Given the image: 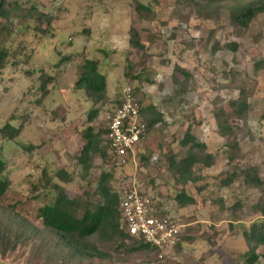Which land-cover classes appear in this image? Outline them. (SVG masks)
<instances>
[{"label":"rangeland","instance_id":"374dc122","mask_svg":"<svg viewBox=\"0 0 264 264\" xmlns=\"http://www.w3.org/2000/svg\"><path fill=\"white\" fill-rule=\"evenodd\" d=\"M8 1L20 6L21 15L34 7L53 23L29 65L0 71V129L7 123L23 127L14 141L0 134L4 178L11 184L4 203L16 206L40 229L11 258L0 256V264H64L66 254L55 249L54 238L36 220L37 210L53 202L55 184L72 199L95 200L100 176L112 166L98 157L86 175L78 162L83 134L90 127L101 128L127 88H138L145 106H156L164 122L139 146L149 161L141 162L136 151V163L116 170L114 189L123 195L136 189L153 197L183 226L181 246L162 258L119 255L116 248L104 246L110 259L68 264H244L249 247L242 231L262 221L255 206L264 204V191L247 188L242 180L227 188L222 182L238 169L254 166L264 179V68L256 66L264 61V15L242 31L229 21L232 2L223 4L218 23L202 26L196 7L183 0ZM17 21L19 26L28 23L24 16ZM131 29L140 33L143 50L130 44ZM87 59L96 61L107 79L106 99L99 104L77 88ZM42 73L54 79L43 99ZM242 91L250 110L245 120H233L238 129L229 145L219 134L215 115L222 107L230 114L229 102ZM93 110L99 114L90 123ZM187 132L207 145L215 165L197 168L199 182L183 187L169 170V160L186 153L181 142ZM230 155H235L233 161ZM58 170L67 172L69 183L56 177ZM183 189L196 199L195 205H179L176 196ZM237 203L242 210H234Z\"/></svg>","mask_w":264,"mask_h":264},{"label":"trees","instance_id":"16d2710c","mask_svg":"<svg viewBox=\"0 0 264 264\" xmlns=\"http://www.w3.org/2000/svg\"><path fill=\"white\" fill-rule=\"evenodd\" d=\"M183 1L196 7L198 22L202 26H207L211 22L218 23L223 4L228 2L233 3L230 7L229 21L233 27L239 30L247 31L260 15H264V0L247 2L242 0ZM148 11L150 10L148 9ZM21 12L23 11L20 6L10 4L8 0H0V71L10 66L29 65L42 40L51 34L53 23L51 17L38 12L34 7L26 10L24 15H21ZM23 16L28 20V23L19 26L17 20ZM130 35V44L135 49L143 50L145 46L140 33L136 29H131ZM228 47L237 51V46L234 44H230ZM256 66L258 69L264 68V61L258 62ZM181 72L188 76V72L185 70H181ZM40 82L43 99L49 95L48 87L54 82V79L42 73ZM77 88L84 91L87 98L95 104L106 99L107 79L100 72L96 61L86 60ZM133 91L140 101L142 119L149 134L151 130L163 124V114L154 105L145 106L143 100L140 99L141 92L138 88ZM120 105L121 101L118 102L117 108ZM229 107L232 116L222 107L216 113L215 118L219 134L229 140V145H231V139L235 137L238 129L236 124L232 123L233 120H245L250 110L246 93L242 91L236 99L229 102ZM98 114V110L91 112L90 123L98 118ZM114 114L115 111L107 116L99 130L96 131L95 128L90 127L83 134L85 145L78 157V162L86 175L91 171L96 158L99 157L107 164L110 163L107 136L110 119ZM22 129V126L14 128L10 123H7L0 129V134L4 139L14 141L21 136ZM145 140L146 138L143 139V142ZM181 145L186 149V153L180 158L172 157L169 160V170L179 185L187 187L199 182L197 168H212L215 165V158L208 152L207 145L199 142L191 132H187ZM232 146L236 155L238 145L234 142ZM138 149L139 147L137 151L140 161H149ZM234 156L230 155L231 161L234 160ZM111 166L112 171L105 172L100 176L94 192L95 200L91 198L72 199L67 194L65 187L55 184L53 202L37 210L36 220L40 221L44 230L54 238L57 246L55 249L66 254L64 264H68L70 261L80 263H92L95 260L106 261L111 257L104 250V246L116 248V254L123 253L128 256L141 254L148 257H159L160 255L157 248L126 232L119 208L123 194L114 189L113 183L117 169L113 165ZM5 172L6 163L0 152V256L3 259H8L15 251L27 245L40 234V229L31 222L28 216L17 212L16 206L4 203V199L11 189L9 180L4 178ZM56 177L63 183H69L71 180L65 170H58ZM51 180H46V188L50 185ZM239 180H242L247 188L264 191V179L256 166L238 169L222 182V186L231 187ZM150 200L158 214L167 216L153 197ZM176 200L182 208L197 203L196 199L184 189L177 194ZM255 209L262 213L263 219L254 222L248 230L245 228L242 231L249 247V251L244 256V264H259L261 260L264 264V204H258ZM234 210H242V205L237 203ZM180 246L181 244L176 249H179ZM261 249L263 250L262 254L260 253Z\"/></svg>","mask_w":264,"mask_h":264},{"label":"built area","instance_id":"2783aa9c","mask_svg":"<svg viewBox=\"0 0 264 264\" xmlns=\"http://www.w3.org/2000/svg\"><path fill=\"white\" fill-rule=\"evenodd\" d=\"M120 101L121 105L110 119L107 144L109 164L124 170L136 163L137 148L149 134L133 89H125ZM124 191L119 208L126 232L157 248L160 258L176 249L182 242L183 226L170 216L158 214L150 198L136 189Z\"/></svg>","mask_w":264,"mask_h":264}]
</instances>
